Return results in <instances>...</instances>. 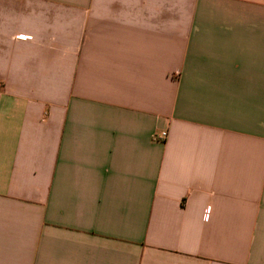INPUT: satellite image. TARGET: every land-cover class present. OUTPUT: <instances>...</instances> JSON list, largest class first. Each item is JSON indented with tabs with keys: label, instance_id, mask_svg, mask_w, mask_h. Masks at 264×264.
Returning <instances> with one entry per match:
<instances>
[{
	"label": "crops",
	"instance_id": "0c3cea01",
	"mask_svg": "<svg viewBox=\"0 0 264 264\" xmlns=\"http://www.w3.org/2000/svg\"><path fill=\"white\" fill-rule=\"evenodd\" d=\"M0 264H264V0H0Z\"/></svg>",
	"mask_w": 264,
	"mask_h": 264
},
{
	"label": "built area",
	"instance_id": "2783aa9c",
	"mask_svg": "<svg viewBox=\"0 0 264 264\" xmlns=\"http://www.w3.org/2000/svg\"><path fill=\"white\" fill-rule=\"evenodd\" d=\"M166 136H167V133L164 132V133H163V139H164Z\"/></svg>",
	"mask_w": 264,
	"mask_h": 264
}]
</instances>
